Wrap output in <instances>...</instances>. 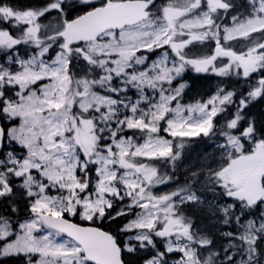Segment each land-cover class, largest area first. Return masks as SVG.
<instances>
[{"label":"snow or ice","instance_id":"6c2138e0","mask_svg":"<svg viewBox=\"0 0 264 264\" xmlns=\"http://www.w3.org/2000/svg\"><path fill=\"white\" fill-rule=\"evenodd\" d=\"M0 264H264V0H0Z\"/></svg>","mask_w":264,"mask_h":264}]
</instances>
